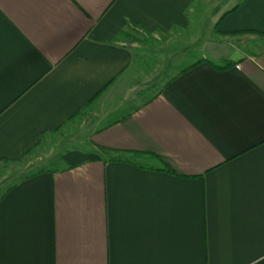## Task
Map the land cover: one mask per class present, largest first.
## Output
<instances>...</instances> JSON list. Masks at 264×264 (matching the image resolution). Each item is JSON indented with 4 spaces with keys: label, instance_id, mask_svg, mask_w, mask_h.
Here are the masks:
<instances>
[{
    "label": "crops",
    "instance_id": "1",
    "mask_svg": "<svg viewBox=\"0 0 264 264\" xmlns=\"http://www.w3.org/2000/svg\"><path fill=\"white\" fill-rule=\"evenodd\" d=\"M0 264H264V0H0Z\"/></svg>",
    "mask_w": 264,
    "mask_h": 264
},
{
    "label": "rangeland",
    "instance_id": "2",
    "mask_svg": "<svg viewBox=\"0 0 264 264\" xmlns=\"http://www.w3.org/2000/svg\"><path fill=\"white\" fill-rule=\"evenodd\" d=\"M169 37L170 36H158V37L150 36V35L142 32L141 30H139L137 28H131L128 32H126V34L122 35V39H124L125 41L131 42L133 44L135 43V44L139 45L140 47H143L146 49H149L152 46H156L157 49L163 48L161 50L162 52L160 54H161V56L167 55L166 64L164 65V70H166V71H167V65H168V60H169V58H168L169 53L165 52L164 46L168 45L169 44L168 42L171 41V40L169 41ZM146 51H145V53H147ZM170 56H172V55H170ZM226 63H229V62H219L218 64L224 65ZM162 66H163V64H162ZM57 140L58 139H53L51 144L55 145L54 143H56Z\"/></svg>",
    "mask_w": 264,
    "mask_h": 264
},
{
    "label": "trees",
    "instance_id": "3",
    "mask_svg": "<svg viewBox=\"0 0 264 264\" xmlns=\"http://www.w3.org/2000/svg\"><path fill=\"white\" fill-rule=\"evenodd\" d=\"M232 65V63H226V64H224V65H220V67L221 68H227V67H229V66H231Z\"/></svg>",
    "mask_w": 264,
    "mask_h": 264
}]
</instances>
